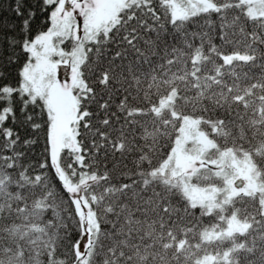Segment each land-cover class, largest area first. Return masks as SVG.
<instances>
[{"label":"snow or ice","instance_id":"1","mask_svg":"<svg viewBox=\"0 0 264 264\" xmlns=\"http://www.w3.org/2000/svg\"><path fill=\"white\" fill-rule=\"evenodd\" d=\"M0 264H264V0H0Z\"/></svg>","mask_w":264,"mask_h":264}]
</instances>
